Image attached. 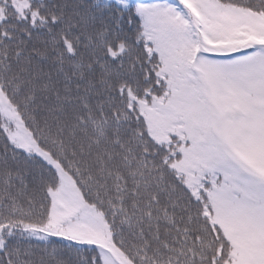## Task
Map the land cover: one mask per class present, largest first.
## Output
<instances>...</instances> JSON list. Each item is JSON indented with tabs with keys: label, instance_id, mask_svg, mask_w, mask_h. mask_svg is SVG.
<instances>
[{
	"label": "snow or ice",
	"instance_id": "6c2138e0",
	"mask_svg": "<svg viewBox=\"0 0 264 264\" xmlns=\"http://www.w3.org/2000/svg\"><path fill=\"white\" fill-rule=\"evenodd\" d=\"M0 264H264V0H0Z\"/></svg>",
	"mask_w": 264,
	"mask_h": 264
}]
</instances>
